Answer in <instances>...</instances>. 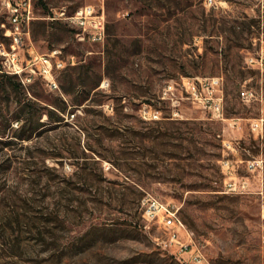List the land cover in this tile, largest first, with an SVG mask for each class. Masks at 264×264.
<instances>
[{
  "label": "rangeland",
  "instance_id": "obj_1",
  "mask_svg": "<svg viewBox=\"0 0 264 264\" xmlns=\"http://www.w3.org/2000/svg\"><path fill=\"white\" fill-rule=\"evenodd\" d=\"M33 1L22 59L65 66L0 70V264H264V0Z\"/></svg>",
  "mask_w": 264,
  "mask_h": 264
},
{
  "label": "built area",
  "instance_id": "obj_2",
  "mask_svg": "<svg viewBox=\"0 0 264 264\" xmlns=\"http://www.w3.org/2000/svg\"><path fill=\"white\" fill-rule=\"evenodd\" d=\"M219 0H204L205 4L217 5ZM4 4L7 11V22H3L4 33L9 39V43L6 44L0 41V70L4 73L15 75L20 77L23 82L30 81L32 79V73H39L44 77L48 84L56 86L53 79V69L56 66L61 68L65 66V61L57 58L53 63L51 56H58L61 53L60 49H54L52 53L39 54L32 53V56L25 64L21 50L24 48L26 40L30 37V25L34 19V1L33 0H4ZM65 14V11L62 12ZM66 18L74 25L82 29L83 33H88L89 37L95 41H101L106 36V19L103 13L97 11L93 5H84L79 7L74 14L66 16ZM258 63L260 67L264 66V54L260 57H251L250 63ZM29 70L30 73H27ZM214 83H218V79L211 82V86L214 87ZM185 85H189L193 88V92L196 93V84L193 79L187 78ZM241 96L244 101H251L254 97L253 91L249 89H243ZM220 110V106H217ZM222 116V113L219 114ZM236 188V187H234ZM167 224L170 227L176 225L174 214L170 211L168 213ZM182 224V223H181ZM178 228L172 229L170 232V240H163L164 247L174 249L180 256L189 253L193 260L201 261V254L194 246L184 243L178 236Z\"/></svg>",
  "mask_w": 264,
  "mask_h": 264
}]
</instances>
